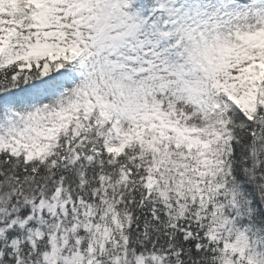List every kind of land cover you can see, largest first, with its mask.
I'll list each match as a JSON object with an SVG mask.
<instances>
[{"label": "snow or ice", "instance_id": "6c2138e0", "mask_svg": "<svg viewBox=\"0 0 264 264\" xmlns=\"http://www.w3.org/2000/svg\"><path fill=\"white\" fill-rule=\"evenodd\" d=\"M0 264H264V0H0Z\"/></svg>", "mask_w": 264, "mask_h": 264}]
</instances>
